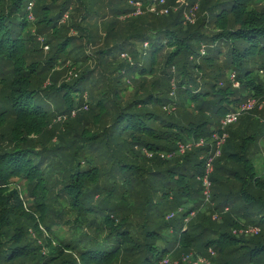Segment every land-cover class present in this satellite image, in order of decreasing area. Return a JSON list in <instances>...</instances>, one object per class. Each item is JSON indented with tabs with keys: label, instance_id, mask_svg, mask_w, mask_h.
Wrapping results in <instances>:
<instances>
[{
	"label": "trees",
	"instance_id": "16d2710c",
	"mask_svg": "<svg viewBox=\"0 0 264 264\" xmlns=\"http://www.w3.org/2000/svg\"><path fill=\"white\" fill-rule=\"evenodd\" d=\"M210 1L203 9L211 8L216 33L203 28L206 17L187 27L174 14L131 18L117 30L128 0H0V264H168L196 249L216 252L215 264H264L256 136L250 123L222 129L242 104L264 101V7ZM100 28L108 41L88 54ZM33 32L51 45L45 61ZM68 62L78 77L58 83L55 68ZM227 72L240 89L227 85ZM60 116L69 121L55 125ZM216 133L228 137L210 177L214 207L201 212L204 156ZM203 138L206 148L174 158L180 143ZM16 180L28 185L38 218L9 193ZM61 223L75 243L56 239L51 229ZM247 227L259 232L237 234Z\"/></svg>",
	"mask_w": 264,
	"mask_h": 264
},
{
	"label": "rangeland",
	"instance_id": "374dc122",
	"mask_svg": "<svg viewBox=\"0 0 264 264\" xmlns=\"http://www.w3.org/2000/svg\"><path fill=\"white\" fill-rule=\"evenodd\" d=\"M146 1V0H145ZM148 1V0H147ZM220 1H228V0H220ZM217 2V0H211L209 2V7H211L212 5H214ZM116 3V2H115ZM203 0H195L194 2H191L189 0H155V4H153V7H150L149 5L145 4V2L142 1H136V0H128V9H131V12L128 13H122L119 15V17L117 18V23L115 24V28L117 30H119L120 28H122L123 26H126V24L128 23V21L131 18H137L140 16H148L149 14L152 15H156L158 17H162V16H169L171 14L174 15H181L182 17V21H184V25L187 27H196L199 23H201L203 21V17H206V21H204L203 24V28L206 29V32L208 33H216V31H218V29L215 28L214 22H213V18L211 16L212 12H211V8L210 10L207 11V7L206 9H203ZM258 8L260 7H264V0H258ZM124 4V3H123ZM212 4V5H211ZM213 8V6H212ZM78 14H75L74 16H76V18H78L79 16H77ZM213 15V14H212ZM71 16H72V12L68 13L65 16V21L64 24H68L71 21ZM214 17V15H213ZM112 20L114 19V17H112V14L109 15L107 17V20ZM101 30H99V37L97 39V44H91L89 45V48L87 49L88 54H92L94 50H96L99 47L104 46L107 41H108V33L105 32V30H103V28H100ZM34 34V39L36 40V44H38L37 48L39 49L38 52H36V58L37 60H47L49 58V54L52 51L51 45H47V41L48 39L46 38L47 36L44 34H39V33H35ZM68 34H72L75 35L76 31L74 30H70ZM149 47V43H145L144 45V49ZM91 57H93V55H91ZM130 58V56L127 53H123L121 54V59L122 60H128ZM94 59V57H93ZM76 68H73V63L72 62H68L67 64H62V65H58L55 68V76L57 78L58 83H72L74 80L77 79V75H76ZM225 81H227V85H232L234 89L238 90L240 89L239 87H235L234 86V81L235 79H233V73L231 72H227L225 73ZM260 79L262 81V83H264V77L260 76ZM225 85V82H223ZM86 101L89 102L88 95H85ZM255 106L254 108H252L251 110L247 111L246 113L243 114V116L240 118V120L236 123V124H232L228 127H226V129H230L231 130L237 129L241 123L242 124H251L250 126H248V135H255L256 136V146L253 147V149L250 151L251 156L253 157L254 163H255V168H256V172L259 175L264 176V133L262 132V126H264V101L260 102L258 100H255ZM72 119H78L77 116V112H73L72 113ZM69 121L68 116L66 117H62L60 116L58 118V120L56 121L55 125L57 124H61V123H67ZM85 125V124H84ZM86 126V125H85ZM246 128V127H245ZM244 132V130H243ZM224 135L226 137H228L225 133ZM227 139V138H226ZM55 142H57V139H54ZM149 154L151 153H146L148 158H152V156H149ZM164 155V156H163ZM161 155V157L165 160L168 161H172L174 158H177L178 156L175 154V157L173 158L170 155L167 154H163ZM186 155V154H185ZM173 158V159H172ZM214 172V171H213ZM30 189L28 187V185L20 180H16L15 182H13L10 185V190L9 193H11V195H17L19 197V200L21 202H23V209L27 214L30 215H34L36 218L39 217V213L38 211L35 209L36 208V200L32 197H30ZM10 195V194H8ZM13 199V198H12ZM191 204L187 203L184 207L188 208L190 207ZM214 207V204L212 202V198L209 204H206L201 207V212H206V211H210L211 208ZM175 213L171 214V219L173 218ZM212 219L214 221H219L220 220V216L219 214H214L212 215ZM189 221L186 220V225H185V230L188 229L189 227ZM62 224V223H61ZM58 225V227L56 228H52V232L54 233L55 237L57 240H63L64 235H66V237L69 236V233L67 231V228L63 227L64 224L62 225ZM40 228L42 230V232L45 233L46 237L48 238L49 236L51 238H53L55 240V237L53 235H51L50 233H48L45 228L43 227L42 224H40ZM250 234V235H255L259 232V229H255L253 230V228H246L243 230H240L239 233L237 234ZM172 230H170L168 233H166L165 235L169 238L170 235L172 234ZM236 233V232H235ZM31 237L33 238V240L37 241V244L39 246H42V242H39V240L36 237V234L34 233L33 230L30 231ZM173 238H170V240L173 241V239H175L174 235L172 236ZM51 238H48L49 240ZM70 241L72 243H75V241L77 240V236H69ZM181 251V250H180ZM199 250L196 249L194 251H188V252H176L172 255V257L170 258V260L168 261V264H215V262L213 260H217L218 259V254H216V252H211V257L208 258L206 256H203L202 253L198 252ZM47 253L46 250L43 251V253ZM177 253L179 254L177 256ZM159 264H163V263H159Z\"/></svg>",
	"mask_w": 264,
	"mask_h": 264
},
{
	"label": "built area",
	"instance_id": "2783aa9c",
	"mask_svg": "<svg viewBox=\"0 0 264 264\" xmlns=\"http://www.w3.org/2000/svg\"><path fill=\"white\" fill-rule=\"evenodd\" d=\"M260 76L264 77V71L259 72ZM233 79H235L234 86L239 87L240 83L236 81L235 74L232 75ZM255 100L250 99L246 103L242 104L239 108H237L234 112H232L230 115H228L223 121H222V129L225 130L226 127L232 124H236L240 118L243 116L244 113L251 110L255 106ZM226 136L223 134L216 133L213 137L214 143L210 145L211 150L208 152L207 155L204 156L205 158V165H206V171L202 178V187H203V196H204V205L209 204L212 198V191H211V180L210 177L214 171L215 162L217 159L221 157L222 149L226 144ZM209 141L207 139H198V140H191L188 143L182 144L180 143L178 145V151L176 152V155L183 156L187 152L193 150V149H201L206 148L209 145ZM149 156H152V154H149ZM164 156V155H163ZM195 215V213H193ZM256 228H253L255 230Z\"/></svg>",
	"mask_w": 264,
	"mask_h": 264
}]
</instances>
